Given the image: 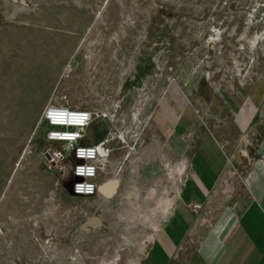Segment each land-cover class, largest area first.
Listing matches in <instances>:
<instances>
[{"label":"rangeland","instance_id":"rangeland-1","mask_svg":"<svg viewBox=\"0 0 264 264\" xmlns=\"http://www.w3.org/2000/svg\"><path fill=\"white\" fill-rule=\"evenodd\" d=\"M262 5L0 0V264H142L183 177L181 160L153 130V114L175 98L223 120L219 87L235 88L239 100L257 93L256 114L264 112ZM252 11L257 22L250 24ZM49 104L115 114L116 121L87 129L92 144L123 119L138 136L134 153L119 142L108 146L100 181L115 183L111 194L70 196L63 186L73 182L70 164L47 165V127L39 120ZM244 136L223 142L219 184L228 186L217 193L241 185L253 145Z\"/></svg>","mask_w":264,"mask_h":264},{"label":"crops","instance_id":"crops-1","mask_svg":"<svg viewBox=\"0 0 264 264\" xmlns=\"http://www.w3.org/2000/svg\"><path fill=\"white\" fill-rule=\"evenodd\" d=\"M216 90L223 120L200 115L191 102L175 98L153 114V130L166 152L181 160L183 177L142 264H264V171L258 163L264 154V112L256 114L261 100L257 93L239 100L233 87ZM178 127L183 132L176 137ZM241 133L253 144L247 150L251 163L238 192L217 193L218 186H228L219 184L226 166L223 142ZM193 205L201 209L194 213ZM197 234V242L188 245Z\"/></svg>","mask_w":264,"mask_h":264},{"label":"built area","instance_id":"built-area-1","mask_svg":"<svg viewBox=\"0 0 264 264\" xmlns=\"http://www.w3.org/2000/svg\"><path fill=\"white\" fill-rule=\"evenodd\" d=\"M256 7L262 5L261 19L264 18V0H252ZM256 13L252 11L248 23L252 24ZM40 124L47 127L44 141L50 146L43 153L47 165L69 163L71 177L73 179L72 192L78 197H93L101 194V175L107 163L108 146L112 142L124 145L130 153L136 151L138 136L132 135L125 128L126 120L123 119L122 126L115 127L113 132L107 134L96 144L87 140V129L95 122L116 121V115L107 110H88L81 107H70L64 104L47 105L40 117ZM135 127L136 133L140 128L137 117H133L130 128ZM59 145L52 150L51 147ZM258 163L264 171V154L258 158ZM192 211L197 213L201 207L193 205Z\"/></svg>","mask_w":264,"mask_h":264},{"label":"bare ground","instance_id":"bare-ground-1","mask_svg":"<svg viewBox=\"0 0 264 264\" xmlns=\"http://www.w3.org/2000/svg\"><path fill=\"white\" fill-rule=\"evenodd\" d=\"M209 78V76L207 77V79ZM240 84V83H239ZM114 184L113 181H110V182H106L102 185V191L105 193V194H111L113 188H114Z\"/></svg>","mask_w":264,"mask_h":264},{"label":"water","instance_id":"water-1","mask_svg":"<svg viewBox=\"0 0 264 264\" xmlns=\"http://www.w3.org/2000/svg\"><path fill=\"white\" fill-rule=\"evenodd\" d=\"M71 178H72V177H71ZM73 179H74V178H72V180H73ZM63 186H64L65 191L68 193V195H70V196H76V195H74L73 192H72L73 182H70L68 185L63 184ZM101 194H105V193L102 191V189H101Z\"/></svg>","mask_w":264,"mask_h":264}]
</instances>
